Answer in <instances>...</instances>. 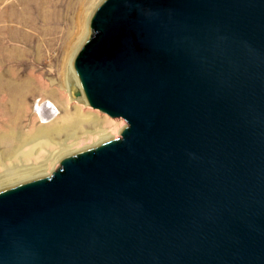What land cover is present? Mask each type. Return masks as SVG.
I'll return each instance as SVG.
<instances>
[{"label":"water","instance_id":"obj_1","mask_svg":"<svg viewBox=\"0 0 264 264\" xmlns=\"http://www.w3.org/2000/svg\"><path fill=\"white\" fill-rule=\"evenodd\" d=\"M72 72L126 126L0 192V264H264V0H103Z\"/></svg>","mask_w":264,"mask_h":264},{"label":"bare ground","instance_id":"obj_2","mask_svg":"<svg viewBox=\"0 0 264 264\" xmlns=\"http://www.w3.org/2000/svg\"><path fill=\"white\" fill-rule=\"evenodd\" d=\"M102 1L103 0H77L81 7L85 4H88L87 6L89 7H85L86 9H78L79 12L76 15V19L73 21L74 30L71 32L72 40L68 38L70 41L67 40L63 53L59 57L61 69L64 70L66 67L68 75H71L72 79L75 80L73 86L81 90H83L82 84L72 72V61L85 42L89 33V24L92 14ZM22 13L28 16L30 10L28 11V8H25ZM9 15L13 17L14 13L10 11ZM40 16L44 17L42 14ZM25 18L23 22L26 20ZM24 38L26 39V37ZM0 50L2 55L8 53L16 60L26 62L28 50L20 52L13 50L15 51L14 54L11 49H6L2 44H0ZM7 50L9 52H7ZM8 59L9 57L7 56H2L0 58V192L25 182L49 176L50 172H53L64 158L91 149L100 143L113 140L117 138L118 133L124 128L125 125H123V123L111 119L101 121L99 117L92 118L93 116H86V118L83 119L77 114L74 115V118L68 114V117L64 119L66 123L58 125L57 120L54 121L57 115L54 107L45 100H40L41 102L36 104L33 112L35 117L38 118L41 123L43 122V125L36 128L31 124L29 128V130L31 129L30 131H26L25 133L20 132L18 129L19 125L29 111L27 96L31 92V80L34 79L31 78V76L21 79L19 78V73L15 69H5L4 63ZM68 75L63 79L62 86L64 88H67L66 81L68 82ZM52 81L48 83V85L45 84L43 91L48 92L50 97L56 98V94L60 93V86H57V84L55 86ZM85 105L90 106L88 103H85ZM57 118L60 119L61 117ZM61 121L62 119L60 122ZM84 123L92 128L101 124L100 127L102 129H97L94 132L90 131V133L83 136L81 139L78 138L79 140L75 142L74 138H72L70 141L74 143L69 142V144L71 143L70 145L66 144L65 146V144H63L64 146L61 145V147L54 149L44 140V143H42L43 141L41 142L42 146L45 147L44 154L37 151L33 146L34 144L31 145V143H34L33 141L38 138H45L49 135L66 134L70 131H72V133L77 132Z\"/></svg>","mask_w":264,"mask_h":264},{"label":"rangeland","instance_id":"obj_3","mask_svg":"<svg viewBox=\"0 0 264 264\" xmlns=\"http://www.w3.org/2000/svg\"><path fill=\"white\" fill-rule=\"evenodd\" d=\"M33 1L34 0H0V44H2L6 49H11L14 54L15 51L20 52L23 50H28L26 62H21L22 60H16L8 53H6V55H2L0 50V58L2 56L9 57V59L4 63V68L15 69L19 73V78L21 79H24L28 76H31V78L34 79L31 80V92L27 96L29 111L26 117H24V119L21 121L18 128L19 131L23 133L30 131L31 129L29 130V128L31 127V124H33L36 128L43 125V122L41 123V121L35 117L33 110L35 109L37 103H40L44 100L54 107L57 114L54 121L57 120L58 125H63L66 123L64 119L68 117V114L72 118H74V115L77 114L83 119L86 118V116H93L92 118L99 117L101 121L111 119L113 121L123 123V125L126 126L124 120L111 118L106 114L93 109L91 106H87L85 103L74 99L71 94V88L73 84H75V80L72 79L71 75H68L66 72V67L64 70H62L60 66L59 57L63 53L67 40H72L71 32L74 30L73 21L76 19V15L78 14L80 8H88V4H85L83 7H81L77 0ZM25 8H28V11L30 10V14L28 13V16L27 14L22 13ZM10 11L14 13L13 17L9 15ZM41 14L44 15V17L40 16ZM24 18L26 19L24 20L25 23L23 22ZM24 37H26V39ZM88 37L89 33L85 39V42ZM7 52L9 51L7 50ZM67 75V88H64L62 86L63 79L65 76L67 77ZM51 81L55 84V86L56 84L57 86H60V93L58 92L59 94H56V98L50 97L48 92L43 91L45 84L48 85V83H51ZM57 117L61 118L58 119ZM61 119L62 121L60 122ZM100 125L101 124H98L92 128L84 123L82 126H80V130L77 132L72 133V131H70L66 134L64 133L55 136L49 135L45 138H38L33 141L34 143H31V145L34 144L33 146L35 149L41 154H44L45 147L42 146V141V143L46 141L53 147V149L61 147V145L64 146L63 144H65V146L66 144L70 145L76 140H79L78 138L81 139L83 136L90 133V131L94 132L97 129H102ZM119 135L120 132L118 133L117 137H120ZM72 138H74V142L70 141ZM69 142L71 143L69 144ZM57 168H60V163ZM51 173L52 172H50V174Z\"/></svg>","mask_w":264,"mask_h":264}]
</instances>
